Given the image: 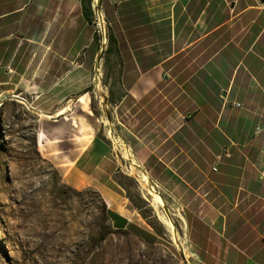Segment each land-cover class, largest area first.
I'll return each instance as SVG.
<instances>
[{
  "label": "crops",
  "instance_id": "crops-1",
  "mask_svg": "<svg viewBox=\"0 0 264 264\" xmlns=\"http://www.w3.org/2000/svg\"><path fill=\"white\" fill-rule=\"evenodd\" d=\"M99 1L116 40L122 91L104 102L112 104V93L116 109L129 98L154 114L155 99L177 90L183 111L212 112L208 120L218 134L211 140L230 152L219 162V152L181 151L177 172L166 165L177 177L171 194L184 211L183 241L194 264H264V0ZM92 27L82 0H0V98L14 93L11 85L22 86L33 96L25 107L35 121L62 120L66 137L42 127L36 133L44 157L71 185L99 191L114 230L158 246L167 234L119 193L108 142L70 118L88 106H81L88 76L71 65L81 55L82 65L92 61ZM190 119L183 117V126ZM200 158L212 166H199Z\"/></svg>",
  "mask_w": 264,
  "mask_h": 264
},
{
  "label": "rangeland",
  "instance_id": "rangeland-1",
  "mask_svg": "<svg viewBox=\"0 0 264 264\" xmlns=\"http://www.w3.org/2000/svg\"><path fill=\"white\" fill-rule=\"evenodd\" d=\"M99 11L96 8L97 15ZM94 21L92 29L99 40L89 48L92 61L82 65L81 55L71 65L88 76L89 94L81 98L84 100L81 106L85 101L88 106L83 111H74L70 118L82 120L85 130L98 131L103 141L108 139L119 193L150 227L167 234V238L158 246H148L131 235L118 233L102 210L96 188L71 185L44 157L46 151L37 147L40 158L34 146L38 129L44 128L52 137H66L68 128L62 126V120L59 123L49 119L35 121L36 117L25 107L33 96L24 92L22 86L11 85L14 93L0 98V264H194L193 256L183 259L181 248L184 246L174 243L158 219L152 196L128 169L129 161L109 138L108 131L112 130L129 146L130 154L153 182L155 195L164 201L166 213L182 239L180 215L184 217V211L171 194L176 195L177 177L172 172L170 176L167 174L166 165L171 163L177 172L183 157L180 152L186 150L203 157L209 151L219 152L222 160L227 146L211 140L218 134L208 120L212 112L183 111L177 90H171L166 99L162 96L155 99L158 106L154 114L145 103H131L129 98L119 109L110 103L104 107V98L111 91L122 92L117 72L119 63L114 54H106L111 33L107 22L100 29L95 13ZM185 116L191 119L183 126ZM169 136L175 141H165ZM198 165L212 166L210 160L201 158ZM163 183L172 192L165 190ZM88 189L94 192L89 193Z\"/></svg>",
  "mask_w": 264,
  "mask_h": 264
},
{
  "label": "bare ground",
  "instance_id": "bare-ground-1",
  "mask_svg": "<svg viewBox=\"0 0 264 264\" xmlns=\"http://www.w3.org/2000/svg\"><path fill=\"white\" fill-rule=\"evenodd\" d=\"M94 2L97 4V3H99V0H94ZM98 16H99L100 24H101V26H103V16L101 15V13H99ZM65 112H66V109H62L59 112H57L55 114V116L59 117V116L65 114ZM108 136L112 140V142H114L115 146L122 152L123 157L129 161L130 167H128V169L131 172H133L136 177H138L142 186L152 196L151 197V203L157 210L158 219L168 229L169 234L171 235L174 243L184 246L181 248V251L184 254L185 258L192 256L190 254V251H189L187 244L183 241L182 237L181 238L179 237L172 219L167 215L166 205H165L164 201L155 195V186H154L153 182L151 181L150 177L143 170V168L139 165L137 160L135 158H133L132 155L130 154L131 152L129 151V146L122 139L117 137L112 130L108 131ZM180 217H181L180 219L182 220V223H183V228L185 229V226H184L185 219L182 215H180Z\"/></svg>",
  "mask_w": 264,
  "mask_h": 264
},
{
  "label": "trees",
  "instance_id": "trees-1",
  "mask_svg": "<svg viewBox=\"0 0 264 264\" xmlns=\"http://www.w3.org/2000/svg\"><path fill=\"white\" fill-rule=\"evenodd\" d=\"M92 2H93V0H82V11H83V16H84L85 20L89 24L94 25V12L92 10ZM94 39L95 40H99V36H98V34L96 32L94 34ZM115 45H116V40L114 38V35L112 33H109L108 34V48L106 50V54L107 55L110 56V55L115 54V51H116ZM122 97L123 96H120V98H122ZM110 98H111L110 99L111 100V103L112 104H115V100L113 98L112 93H111ZM105 140L109 143V141L107 139H105ZM34 146L36 147V153H37V155L41 158L39 151H37V139L36 138L34 139ZM87 192L93 193L94 191L92 189H88ZM96 194H98V198L102 202V207H103L102 210H103L106 218L108 219V216H107V206L104 203L101 195L99 193H97V192H96ZM116 231L118 233H121V234L130 235V233L128 231H125V230H116Z\"/></svg>",
  "mask_w": 264,
  "mask_h": 264
},
{
  "label": "built area",
  "instance_id": "built-area-1",
  "mask_svg": "<svg viewBox=\"0 0 264 264\" xmlns=\"http://www.w3.org/2000/svg\"><path fill=\"white\" fill-rule=\"evenodd\" d=\"M96 8H98V10H100L99 9V5H98V3L96 4L95 2H92V10H93V12L95 13V16H96V25H98V27L100 28V29H102V28H104V25L106 24L105 23V21H104V19H103V26H101V24H100V20H99V16L97 15V13H96ZM100 12V11H99ZM99 14V13H98ZM95 22V21H94ZM235 107H241V105L240 104H233ZM260 130V128H257V131H259ZM223 155H224V157H227V158H229L230 157V152H229V150H227L226 148L223 150ZM220 160H221V158L219 157V162H220ZM213 171L214 172H216L217 171V165H215L214 167H213Z\"/></svg>",
  "mask_w": 264,
  "mask_h": 264
},
{
  "label": "water",
  "instance_id": "water-1",
  "mask_svg": "<svg viewBox=\"0 0 264 264\" xmlns=\"http://www.w3.org/2000/svg\"><path fill=\"white\" fill-rule=\"evenodd\" d=\"M98 5H99V3H98ZM105 105H107V102H104V106ZM182 256H183V259L186 261V258H185V256L183 255V253H182Z\"/></svg>",
  "mask_w": 264,
  "mask_h": 264
}]
</instances>
